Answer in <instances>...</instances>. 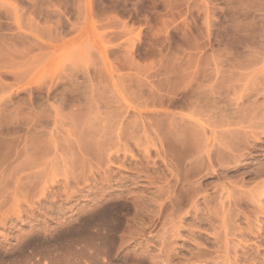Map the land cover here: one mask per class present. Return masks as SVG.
<instances>
[{
    "label": "rangeland",
    "instance_id": "rangeland-1",
    "mask_svg": "<svg viewBox=\"0 0 264 264\" xmlns=\"http://www.w3.org/2000/svg\"><path fill=\"white\" fill-rule=\"evenodd\" d=\"M162 127L196 148L195 198L177 194ZM0 155V258L29 243L52 264L103 246L117 264H264V238L238 232L264 228L238 193L264 182V0H0Z\"/></svg>",
    "mask_w": 264,
    "mask_h": 264
},
{
    "label": "bare ground",
    "instance_id": "bare-ground-1",
    "mask_svg": "<svg viewBox=\"0 0 264 264\" xmlns=\"http://www.w3.org/2000/svg\"><path fill=\"white\" fill-rule=\"evenodd\" d=\"M111 116H113V115H111ZM182 119V118H181ZM109 120H110V122H111V118L109 117ZM109 122V121H108ZM120 123V122H119ZM186 125V124H185ZM108 126H110V125H108ZM112 126V125H111ZM118 126H119V124H118ZM160 127H161V125H160ZM99 129H101V128H99ZM161 129H163V127L161 128ZM164 130V129H163ZM183 130V129H182ZM100 131V130H99ZM98 133V132H97ZM169 135V134H168ZM168 135L165 133V130H164V132H162L161 131V133H160V138H159V143H160V148H162L163 150H161L162 152H161V155L163 156L162 158H163V160H165V159H167V158H170V160L172 161V163L173 164H175V166L174 167H176L177 168V170L179 171H176L175 173H176V176H174V177H176V181H177V190H179V191H177L178 193V195H180V193L179 192H181L182 190H185L183 187L184 186H187L191 181H189L190 179H192L193 180V178H197V176H199L200 174H202V171H201V169H197V170H193V168L192 169H190V171H189V169H185V170H187V171H185V172H183L184 170V167H183V165H184V162L187 160H185L184 158L188 155V154H192V153H189L190 151H193V150H195V149H192V150H190L191 149V147H189V145L190 146H192L191 145V141H190V137H185V138H183V139H181V140H184L185 139V141L183 142H179V140L178 141H173V140H171V136L170 137H168ZM186 135V134H185ZM188 135V134H187ZM216 135V134H215ZM200 136V135H199ZM80 137V136H79ZM83 137V136H82ZM81 137V138H82ZM89 137V136H88ZM158 137V136H157ZM218 137V136H217ZM78 138V137H77ZM99 138H101V137H99ZM200 138H202L201 136H200ZM192 139V138H191ZM198 139V138H197ZM79 140V139H78ZM86 140V139H85ZM82 141V140H81ZM94 141H95V139H94ZM190 141V142H189ZM195 141V140H194ZM178 142L180 143V144H178ZM193 142V141H192ZM197 144V143H196ZM80 145H81V143H80ZM114 145V144H113ZM83 147V146H82ZM93 147V146H92ZM155 147V146H154ZM48 148V147H47ZM190 148V149H189ZM35 149V148H34ZM85 149V148H84ZM214 149V148H213ZM16 150V149H15ZM15 150H13V151H15ZM80 151H81V149H79ZM190 150V151H189ZM7 151H10V149L9 150H7ZM7 151H5V152H7ZM225 151V150H224ZM18 152H20V151H18ZM23 152V151H22ZM82 152V151H81ZM92 152H93V150H92ZM14 154H15V152H13ZM89 153H90V151H89ZM101 153V152H100ZM234 153V152H233ZM17 154H20V153H16L15 154V156L17 155ZM82 154H85V152L84 153H82ZM91 154V153H90ZM102 154V153H101ZM157 154V153H156ZM215 154H217V152L215 153ZM220 154V153H219ZM229 154H230V152H229ZM78 155V154H77ZM88 155V154H87ZM214 155V154H213ZM221 155H223L222 153L220 154V159H222V156ZM228 155V154H227ZM8 156V155H7ZM231 157H233V155H230ZM236 156V155H235ZM0 157H1V159H2V156L0 155ZM6 157V156H5ZM4 157V158H5ZM80 157V156H79ZM217 157V156H216ZM226 157H228V156H226ZM3 158V159H4ZM34 158V157H33ZM187 158V157H186ZM229 158V157H228ZM240 157H238L237 159H239ZM6 159V158H5ZM7 159H9V157L7 158ZM20 159V158H19ZM209 159V158H208ZM219 159V160H220ZM230 159V158H229ZM237 159H235V160H237ZM76 160V159H75ZM81 160V159H80ZM183 160H184V162H183ZM224 160V159H223ZM222 160V161H223ZM228 160V159H227ZM227 160H226V162H227ZM7 161V160H6ZM64 161V160H63ZM217 161H218V159H217ZM222 161H218L219 163H220V166H222L223 167V165L225 164H223L222 165ZM229 161H231V160H229ZM238 161V160H237ZM0 162H2V168H4L3 166H5L8 162H6L5 163V165H3V163L5 162L4 160L3 161H1L0 160ZM123 162V161H122ZM182 162H183V164H182ZM210 162H211V160H210ZM222 162V163H221ZM232 162H234V163H237L236 161H232ZM73 163V162H72ZM89 163V162H88ZM198 163V162H197ZM231 163V162H230ZM234 163H232V164H234ZM79 164H81V162L79 163ZM90 164V163H89ZM190 164H192V163H190ZM196 164V163H195ZM199 164V163H198ZM227 164V163H226ZM10 166H11V164H9ZM91 165V164H90ZM205 165V164H204ZM216 165H217V163H216ZM9 166V167H10ZM81 166V165H80ZM167 166V165H166ZM220 166H218V168H220ZM233 166H235V165H233ZM264 166V165H263ZM0 167V168H1ZM8 167V170L9 169H11V168H9ZM183 167V168H182ZM190 167H192V166H190ZM199 167H201L202 168V166H196V168H199ZM217 167V166H216ZM225 167V166H224ZM2 168L0 169V171H2ZM21 168V167H20ZM47 168V167H46ZM82 168V167H81ZM189 168V167H188ZM205 168H207V172L208 171H210V173L211 172H216L217 170L215 169V166L214 165H208L207 167H205ZM204 168V169H205ZM6 169H7V167H5V169H4V171L3 172H6L7 173V171H6ZM172 169V168H171ZM221 169H223V168H221ZM12 170V169H11ZM22 170H24L23 168H22ZM21 170V172H20V174L22 173V172H24V171H22ZM200 170V171H199ZM202 170H203V168H202ZM42 171V170H41ZM189 171V172H188ZM258 170H256V172H257ZM259 171H260V169H259ZM205 173V174H208V173ZM19 174V175H20ZM204 174V175H205ZM2 175V172H0V185H2V182H3V187L5 188L6 186L5 185H7V184H4V182L5 181H1V180H3L4 178H1V177H4L3 175ZM4 175L6 176L7 174H5L4 173ZM24 175H26V174H24ZM23 175V176H24ZM203 175V174H202ZM10 176V175H9ZM8 176V177H9ZM18 176V175H17ZM22 176V177H23ZM214 176V175H213ZM16 177V176H15ZM201 177V176H200ZM18 178V177H17ZM17 178H15V179H17ZM24 178H26V176H24ZM24 178H22L20 181H18V182H20V183H18L19 185H17V188H19V187H21V185H22V183H23V180H24ZM28 178V177H27ZM27 178H26V180H27ZM201 178H204V177H201ZM5 180V179H4ZM175 181V180H174ZM176 181H175V183H176ZM261 182H263V181H261ZM16 182H14V184H15ZM50 183V182H49ZM188 183V184H187ZM199 183V182H198ZM21 184V185H20ZM47 184V183H46ZM52 184V183H51ZM187 184V185H186ZM258 184H260V183H258ZM16 185V184H15ZM30 185V184H29ZM192 185H194V184H191V186ZM12 186H14L13 184H12ZM174 186H175V184H174ZM174 186H172L171 188L173 189L174 188ZM190 186V184L188 185V187H190L189 189H191L192 188V192H193V190L195 191V192H197L196 190H198V189H196V188H198V187H196V188H193V187H191ZM197 186H198V184H197ZM242 186V185H241ZM256 186H258L257 184H256ZM255 186V187H256ZM29 187H33V184L31 185V186H29ZM36 187H37V185H36ZM44 187V186H43ZM42 187V188H43ZM188 187H187V189H188ZM195 187V186H194ZM1 188H2V186H1ZM0 188V189H1ZM24 188V189H23ZM25 188H27L26 187V185H24L23 187H21V189L20 190H25ZM45 188L48 190L49 189V187L47 186H45ZM43 189L42 191H41V193L42 192H44V190H46V189ZM179 188V189H178ZM254 188V187H253ZM252 188V191L254 190V193L253 192H248V194H247V192L245 193V191L244 192H241V191H239L238 193H239V195H245V197L252 203V205L254 204V206H256L259 210H258V213H262V214H264V182L259 186V187H256L255 189H253ZM10 189H12V188H10ZM172 189H170V190H172ZM176 189V188H175ZM201 188H199V190H200ZM1 190H3V193L5 192V191H7V188H6V190L4 191V189L2 188ZM17 190V189H16ZM12 191V190H11ZM34 191V189L32 190V192ZM243 191V190H242ZM0 192H2V191H0ZM8 192H9V190H8ZM25 192V193H24ZM27 192H28V190L27 191H23V192H21V191H18L17 193H24V197L25 198H27V199H23L24 197H22L23 196V194L21 195V194H19L20 196H18V197H20V198H22L25 202H26V200H28L29 199V201H30V203H25V205L26 204H31L32 206H33V204H35V203H40V201L41 200H34L35 199V192H33L35 195H32V196H35L34 198H29V197H27ZM172 192V191H171ZM171 192H170V195H171ZM195 192H193V193H195ZM219 192V191H218ZM17 193H15V192H12V194L18 199V197H17V195H15V194H17ZM45 193V192H44ZM43 193V194H44ZM192 193V194H193ZM202 193V192H201ZM8 194H11L10 192L8 193ZM25 194H27V195H25ZM29 194H32V193H30V191H29ZM176 194V193H175ZM199 194V192H197L195 195H193V197L195 198V196H197ZM2 195H5L4 197H1V195H0V197L2 198V199H4V201H1L0 202V209L2 208V206H3V209H5L4 207H5V202H6V200L7 199H10L9 197H8V195H6V194H2ZM13 195H11V196H13ZM178 195H176V196H178ZM29 196V195H28ZM32 196H30V197H32ZM175 196V197H176ZM191 196V195H190ZM179 197V196H178ZM182 197H183V195H182ZM204 197V196H203ZM223 197V196H222ZM240 197V196H239ZM243 197V196H242ZM242 197H241V200H243L242 199ZM12 198V197H11ZM19 198V199H20ZM188 200V203L190 202V200H189V198H191V197H186ZM206 198V197H205ZM204 198V199H205ZM244 198V197H243ZM16 199V200H17ZM31 199H33L34 201H36V202H34V201H32ZM37 199V198H36ZM184 199H185V196H184ZM245 199V198H244ZM247 199L245 200V201H247ZM15 199H14V201H16ZM183 200V199H182ZM192 200H194V199H192ZM192 200H191V202H192ZM13 201V202H14ZM196 201V200H195ZM11 202H12V200H11ZM17 203H21V200H20V202H18V201H16ZM16 202H14V204H15V206H17V204H16ZM179 202V201H178ZM9 203V202H8ZM193 203V202H192ZM192 203H191V205H192ZM205 203V202H204ZM13 204V203H12ZM179 204H181V203H179ZM198 204V202L196 201V202H194V205H197ZM225 204H227V202L225 203ZM28 205V206H29ZM165 205H167V204H165ZM165 205H164V207H161V210L163 211L165 208L167 209V208H169V207H165ZM191 205H189V206H191ZM122 206H123V204H122ZM224 206V205H223ZM226 206V205H225ZM34 207V206H33ZM120 207V206H119ZM179 207V206H178ZM193 207V206H192ZM199 207V206H198ZM198 207H194L195 209H198ZM32 208V207H31ZM228 208V207H227ZM181 209V208H180ZM195 209H193V210H191L190 209V211H196ZM226 209V207H224V210ZM229 209H230V207H229ZM229 209H227L228 211H229ZM12 210H14V209H12ZM168 210V209H167ZM0 211H3L2 209L0 210ZM14 211H16V213H17V217H19L18 215H19V213H18V211L17 210H14ZM165 211V210H164ZM211 211V210H210ZM232 211V210H231ZM1 213V212H0ZM9 213V211H5L4 210V213H1L0 214V220H5V218H6V215ZM187 213H188V211H187ZM186 213V214H187ZM192 213H195V215L198 213V212H192ZM224 213H225V211H224ZM226 213H227V211H226ZM230 213V212H229ZM10 214H11V212H10ZM185 214V215H186ZM188 214H191V212L190 213H188ZM210 214V213H209ZM12 215V214H11ZM198 215V214H197ZM256 216V215H255ZM225 217V216H224ZM7 218H9V217H7ZM162 218V217H161ZM196 218H197V216H196ZM226 218V217H225ZM229 218V217H228ZM11 219V218H10ZM182 219V218H181ZM185 220V219H184ZM149 222H151V226H154L155 225V220L154 221H149ZM261 222V221H260ZM1 223V222H0ZM235 223V222H234ZM257 223V222H256ZM3 224V222L1 223V225ZM178 224V223H177ZM4 226V225H3ZM111 226V225H110ZM189 227V226H188ZM252 227V226H251ZM251 227H247L246 229H244V228H239V227H237V228H239L238 229V232H239V234H240V236L241 237H243L244 235H246V232H248V233H255L256 234V236H257V239L258 238H264V237H262L261 235H263L264 236V228L259 224V226L258 225H256V226H254L253 225V230H255L254 232L252 231V229H250ZM175 228V227H174ZM187 229H189V228H187ZM210 229V228H209ZM105 230H109V229H107V227H106V229ZM235 231H236V229H235ZM259 231H261V232H259ZM261 233H263V234H261ZM215 234V233H214ZM238 235V234H237ZM254 235V234H253ZM215 236V235H214ZM232 236H233V234H232ZM255 236V235H254ZM244 241V240H243ZM247 241V240H246ZM240 242H242V241H240ZM240 242H237V244L236 245H238V244H241ZM244 243H247V242H243L242 243V245L244 244ZM260 243H263L264 244V239H261V240H258V243L256 242V246H255V248H256V250H258L261 246V244ZM196 245V244H195ZM98 247L100 246V245H97ZM96 246V247H97ZM239 246V245H238ZM244 246V245H243ZM247 246H249V245H247ZM246 246V248H247V250H249V247H247ZM35 246H32L31 244H29V243H23L21 246H19V247H17V248H15V249H12V251H10V252H8L7 251V253H3V257H6V258H8V260H5V259H3L2 257L0 258V264H52V260L56 257V256H54V255H52V256H54V257H52V256H50V254L49 253H44V252H42V250H39L40 252H37L36 251V249L37 248H34ZM37 247V246H36ZM101 247V246H100ZM198 247V246H197ZM219 247V246H218ZM246 248H245V251H247L246 250ZM250 248H252V247H250ZM93 249H95V245H94V248ZM98 249V248H97ZM104 249V246H103V248H101V250L100 249H98V250H100V251H95L96 253L98 252L99 253V255H101V257L102 256H104V257H107V262H105V263H103V262H100L101 261V259L99 260V255L98 256H95V255H93V253L92 254H89V255H93V256H91L90 258H92L93 260H91L92 261V264H117V262H116V260H115V258L113 257V256H111L110 254H108V252H106L107 251V249L105 248V250H103ZM226 249V248H225ZM241 249H242V247H241ZM29 250H31V251H29ZM218 250H220V249H217L216 251L214 250V251H209V250H207V249H203V248H198L197 250H196V253L194 254V255H192V259H194L196 262H202L201 260L202 259H207V258H212V257H214L215 255H218V254H226V251L224 250V252L222 253H219V251ZM252 250H253V248H252ZM3 252H5V251H3ZM245 254V253H244ZM97 255V254H96ZM171 256V258H172V255H170ZM169 256V257H170ZM220 256V255H219ZM226 257V256H225ZM234 257V256H233ZM235 257H236V255H235ZM234 257V259H236ZM238 257V256H237ZM50 259L49 261H47V259ZM170 258V259H171ZM174 258V257H173ZM239 258V257H238ZM242 258V257H241ZM241 258H239V260H241ZM56 259V258H55ZM54 259V260H55ZM219 259V258H218ZM217 259V260H218ZM89 260V261H90ZM99 260V261H98ZM187 260V259H186ZM204 260V261H205ZM224 260V259H223ZM229 260H230V258H229ZM90 261V262H91ZM96 261H97V263H96ZM55 262H57L56 260H55ZM99 262V263H98ZM180 262V261H179ZM234 262H238V259H236ZM245 262V261H244ZM246 262H248L249 263V261L248 260H246ZM245 262V263H246ZM226 264H231V263H229V261H227V262H225ZM239 263V262H238ZM55 264V263H54ZM62 264V263H61ZM91 264V263H90ZM138 264H139V262H138ZM205 264V263H204ZM250 264V263H249ZM252 264H254V263H252Z\"/></svg>",
    "mask_w": 264,
    "mask_h": 264
}]
</instances>
